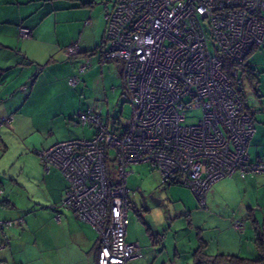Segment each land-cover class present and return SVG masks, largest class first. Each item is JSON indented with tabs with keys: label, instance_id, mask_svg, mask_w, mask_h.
Segmentation results:
<instances>
[{
	"label": "built area",
	"instance_id": "obj_1",
	"mask_svg": "<svg viewBox=\"0 0 264 264\" xmlns=\"http://www.w3.org/2000/svg\"><path fill=\"white\" fill-rule=\"evenodd\" d=\"M104 18L99 62L121 64L131 113L110 127L100 109L86 108L72 121L91 126L90 137L59 141L38 154L46 171L54 167L67 181L61 206L98 234L96 264H128L142 256L138 242L126 239L131 165L148 164L162 182L189 187L201 206L215 181L264 173V158L250 161L246 151L255 128L243 110L239 71L226 73L221 61L241 62L264 40V0H116ZM18 33L32 36L25 25ZM65 49L70 57L79 51L75 44ZM89 65L79 66L69 84ZM192 107L201 115L186 123L185 109ZM108 162L116 172H108ZM13 224L0 221V229ZM8 241L4 236L2 247Z\"/></svg>",
	"mask_w": 264,
	"mask_h": 264
},
{
	"label": "crops",
	"instance_id": "obj_2",
	"mask_svg": "<svg viewBox=\"0 0 264 264\" xmlns=\"http://www.w3.org/2000/svg\"><path fill=\"white\" fill-rule=\"evenodd\" d=\"M115 1L0 0V119H8L0 122V221H14L0 229V262L96 264L98 234L61 206L67 181L54 167L46 171L38 152L60 140L92 135L91 126H82L80 135L74 127L81 125L72 121L88 108L82 104L87 93L103 94L106 101L108 93H123L121 64L99 62L105 49L104 13ZM19 25L31 28L32 36L20 37ZM74 44L79 51L70 57L65 48ZM86 62L90 65L80 81L70 85V77ZM258 67H253L254 107L246 102L255 128L246 145L250 161L264 158V70ZM74 132L77 137H68ZM189 205L185 200L188 225L197 229V245L186 252V260L170 225L160 234L163 250L153 247L158 241L147 228L150 245L138 243L142 256L128 264H196L198 249L209 256L258 258L254 232L264 229V173H235L215 181L204 206L198 203L188 211ZM35 223L39 225L33 227ZM205 230L209 231L203 234ZM170 233L172 255L166 243ZM4 236L9 241L2 247Z\"/></svg>",
	"mask_w": 264,
	"mask_h": 264
},
{
	"label": "rangeland",
	"instance_id": "obj_3",
	"mask_svg": "<svg viewBox=\"0 0 264 264\" xmlns=\"http://www.w3.org/2000/svg\"><path fill=\"white\" fill-rule=\"evenodd\" d=\"M209 47L212 52L215 50L213 43H210ZM247 62L252 67L258 65L259 67L256 68L258 71L264 70V43H262L260 47L255 49V51L249 55ZM240 79L243 85L242 93L246 98V102L249 106L254 107L256 91L253 89V85L246 76H241ZM121 93L122 91H118L113 95L108 93L106 101L104 100L105 96L103 94L96 95L90 91L86 94L82 104L85 105V108H94L95 106V109H100L102 116L107 120H113L112 122L122 121L130 115L132 105L125 98L123 93ZM200 115L201 109L199 108L192 107L190 109H185V122L195 123ZM111 124L112 123H109V125ZM74 128H76L80 135L82 134V126ZM68 137L77 136L74 132L72 134L70 133ZM107 168L108 172L117 171V167L114 162H108ZM130 171L131 173L126 182V186L129 189L130 202L126 239L128 241H136L141 245L144 243L146 245H150L148 242L150 239V231L147 229L149 228L151 230V234L154 237L156 235L155 238L156 241H158L153 247H156L157 250L161 251L163 250V246H160L161 244H159V242L162 243L163 240L160 239V234H162L163 231L168 230L170 225H172V227L175 228L174 234H177V244L182 251H185L182 259L186 260V252L192 250L197 245V229L195 227H193L194 229L192 230L190 229L188 225L189 217L186 216V210L184 209L183 204L185 200L187 204H190L187 208L188 211L195 210L199 207V202L194 193L189 189V187L180 182H167L168 184L162 182L159 173L156 170H153L148 164H133L130 166ZM138 192L152 196L157 199L158 202L148 200L146 203L147 210H142L139 204ZM38 225L39 223H35L33 227H37ZM208 231L209 230H205L203 234H206ZM37 232L40 233L39 230H37ZM172 236L173 233H170L166 241V243L169 244L171 255L172 251L170 249V240H172Z\"/></svg>",
	"mask_w": 264,
	"mask_h": 264
},
{
	"label": "trees",
	"instance_id": "obj_4",
	"mask_svg": "<svg viewBox=\"0 0 264 264\" xmlns=\"http://www.w3.org/2000/svg\"><path fill=\"white\" fill-rule=\"evenodd\" d=\"M264 43L262 40L261 44ZM253 47L252 51L241 61V62H233L222 56V69L230 74L231 71L235 68L239 71V77L246 76L247 79L250 81L252 85L257 82V72L256 70L247 62V58L255 49L261 46ZM242 82V81H241ZM243 91V90H242ZM240 98L244 103L243 110L244 112L248 113L253 120V114L249 109H247L246 98L241 91H239ZM81 126H89V125H82ZM113 125V124H112ZM110 126V125H109ZM90 127V126H89ZM94 132V130H93ZM92 132V134H93ZM82 138V137H80ZM67 140V139H65ZM63 141V140H60ZM59 142V141H57ZM175 182V181H172ZM170 182V183H172ZM166 183V182H165ZM168 184V183H167ZM254 244L258 251V258L257 259H249L243 258L237 255H224V254H217L214 256H209L201 252L199 249L196 251V264H264V229L256 228L254 232Z\"/></svg>",
	"mask_w": 264,
	"mask_h": 264
},
{
	"label": "flooded vegetation",
	"instance_id": "obj_5",
	"mask_svg": "<svg viewBox=\"0 0 264 264\" xmlns=\"http://www.w3.org/2000/svg\"><path fill=\"white\" fill-rule=\"evenodd\" d=\"M143 195H144V199H145L146 203L148 202V200H152V201H154L150 196L145 195L144 193H143ZM138 196H139V204H140V208L142 209V197H143V196H141V194H138ZM142 210H143V209H142Z\"/></svg>",
	"mask_w": 264,
	"mask_h": 264
},
{
	"label": "water",
	"instance_id": "obj_6",
	"mask_svg": "<svg viewBox=\"0 0 264 264\" xmlns=\"http://www.w3.org/2000/svg\"><path fill=\"white\" fill-rule=\"evenodd\" d=\"M138 194H141V196H143L142 197V209L143 210H147V207H146V201H145V199H144V195H143V193L142 192H138ZM155 202H158V200L157 199H155V198H153L152 196H150Z\"/></svg>",
	"mask_w": 264,
	"mask_h": 264
}]
</instances>
